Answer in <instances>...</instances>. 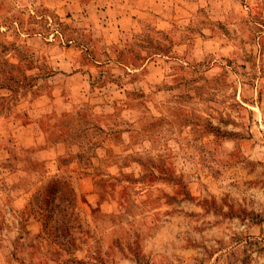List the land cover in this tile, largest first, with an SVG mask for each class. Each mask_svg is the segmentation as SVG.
<instances>
[{"label": "rangeland", "instance_id": "rangeland-1", "mask_svg": "<svg viewBox=\"0 0 264 264\" xmlns=\"http://www.w3.org/2000/svg\"><path fill=\"white\" fill-rule=\"evenodd\" d=\"M0 264H264V0H0Z\"/></svg>", "mask_w": 264, "mask_h": 264}]
</instances>
